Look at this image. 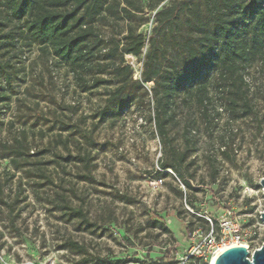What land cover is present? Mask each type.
<instances>
[{"label":"rangeland","instance_id":"obj_1","mask_svg":"<svg viewBox=\"0 0 264 264\" xmlns=\"http://www.w3.org/2000/svg\"><path fill=\"white\" fill-rule=\"evenodd\" d=\"M136 1L144 18L132 25L148 36L154 12L172 0ZM4 17L1 4L0 20ZM5 23L0 26V264H173L208 232L194 216L212 218L218 240L213 218L223 219L226 209L249 253L261 246L264 71L247 75L257 112L242 119L221 109L220 99L208 124L194 107L178 104L169 132L176 151L185 152L178 172L160 166L169 154L154 129L151 88L122 112L102 115L108 88L81 91L63 61L31 43L17 22ZM97 27L109 35L125 26L109 20ZM147 49L126 55L133 78L140 75ZM63 199L83 209L95 226L83 230L77 219L61 220ZM68 240L85 251L66 248Z\"/></svg>","mask_w":264,"mask_h":264},{"label":"trees","instance_id":"obj_2","mask_svg":"<svg viewBox=\"0 0 264 264\" xmlns=\"http://www.w3.org/2000/svg\"><path fill=\"white\" fill-rule=\"evenodd\" d=\"M1 4L5 17L0 26L17 22L31 43L48 48L67 65L77 88H108L102 115L122 112L151 88L154 129L169 154L161 159L162 169L179 172L185 159V152L170 143L178 104L194 107L207 124L217 99L233 119L257 112L247 75L264 71V0H172L156 9L148 36L132 25L144 18V8L136 0H0ZM109 20L123 21L124 29L102 34L97 25ZM146 45L140 75L133 78L126 55L139 56ZM181 182L192 188L186 178ZM62 202L61 220L77 219L83 230L95 226L83 209L66 199ZM194 217L205 230L210 228L207 218ZM213 223L218 229L217 218ZM64 246L78 254L85 251L73 240ZM193 261L208 264L200 258L189 264Z\"/></svg>","mask_w":264,"mask_h":264},{"label":"built area","instance_id":"obj_3","mask_svg":"<svg viewBox=\"0 0 264 264\" xmlns=\"http://www.w3.org/2000/svg\"><path fill=\"white\" fill-rule=\"evenodd\" d=\"M230 215H232L231 209L223 210V219L218 220V231H220V238L217 240L214 234L213 227L208 229V232L201 236V239L197 240L191 245V249L186 256L180 257L173 264H189L193 258H200L207 261L210 264L209 258L212 253L220 245H230L233 242H244L243 233L239 228L230 221ZM209 223L212 225V218L206 217ZM210 230V231H209ZM244 243H247L246 241Z\"/></svg>","mask_w":264,"mask_h":264},{"label":"water","instance_id":"obj_4","mask_svg":"<svg viewBox=\"0 0 264 264\" xmlns=\"http://www.w3.org/2000/svg\"><path fill=\"white\" fill-rule=\"evenodd\" d=\"M259 185L262 186L264 192V177L260 178ZM260 215L264 221V211H261ZM215 264H264V240L261 246L251 253L244 246H232L217 256Z\"/></svg>","mask_w":264,"mask_h":264},{"label":"bare ground","instance_id":"obj_5","mask_svg":"<svg viewBox=\"0 0 264 264\" xmlns=\"http://www.w3.org/2000/svg\"><path fill=\"white\" fill-rule=\"evenodd\" d=\"M232 246H244V247H248V245L242 243V242H233L230 245L226 246V245H220L210 256L209 261L210 264H215V259L217 258V256L223 252L224 250L228 249V248H232Z\"/></svg>","mask_w":264,"mask_h":264}]
</instances>
